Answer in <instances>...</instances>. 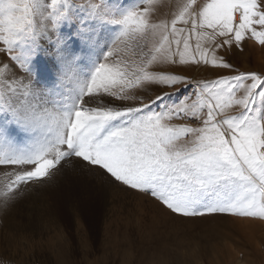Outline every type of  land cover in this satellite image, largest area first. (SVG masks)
Masks as SVG:
<instances>
[{
  "label": "snow or ice",
  "instance_id": "snow-or-ice-1",
  "mask_svg": "<svg viewBox=\"0 0 264 264\" xmlns=\"http://www.w3.org/2000/svg\"><path fill=\"white\" fill-rule=\"evenodd\" d=\"M154 7L0 0V209L71 167L92 177L79 201L124 190L173 219L264 224V69L228 58L264 47V0Z\"/></svg>",
  "mask_w": 264,
  "mask_h": 264
},
{
  "label": "rangeland",
  "instance_id": "rangeland-1",
  "mask_svg": "<svg viewBox=\"0 0 264 264\" xmlns=\"http://www.w3.org/2000/svg\"><path fill=\"white\" fill-rule=\"evenodd\" d=\"M109 2L131 9L140 0ZM180 2L155 0L151 18H169L171 6ZM100 35L114 39L105 28ZM228 58L240 71L264 69V47L252 41L244 52ZM216 72L228 74L221 69L193 74L215 78ZM73 173L69 168L59 177L60 185L55 181L49 188H32L0 209V264H264L260 222L173 219L150 197L124 190L96 192L86 202L79 201L72 192L83 182Z\"/></svg>",
  "mask_w": 264,
  "mask_h": 264
},
{
  "label": "bare ground",
  "instance_id": "bare-ground-1",
  "mask_svg": "<svg viewBox=\"0 0 264 264\" xmlns=\"http://www.w3.org/2000/svg\"><path fill=\"white\" fill-rule=\"evenodd\" d=\"M70 169H72V168L70 167ZM73 171H74V173L72 176L78 177L79 179H81V182H84L85 179H87L88 181H91L88 177L83 176L78 170H73ZM76 171H78V172H76ZM56 181H57L56 183H58L59 185L61 184V182H60L61 180H59V177L56 179ZM47 188H49V187H47Z\"/></svg>",
  "mask_w": 264,
  "mask_h": 264
}]
</instances>
